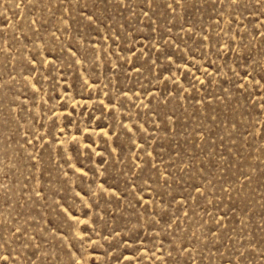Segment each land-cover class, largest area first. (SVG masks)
Returning a JSON list of instances; mask_svg holds the SVG:
<instances>
[{
  "label": "rangeland",
  "instance_id": "obj_1",
  "mask_svg": "<svg viewBox=\"0 0 264 264\" xmlns=\"http://www.w3.org/2000/svg\"><path fill=\"white\" fill-rule=\"evenodd\" d=\"M0 264H264V0H0Z\"/></svg>",
  "mask_w": 264,
  "mask_h": 264
}]
</instances>
